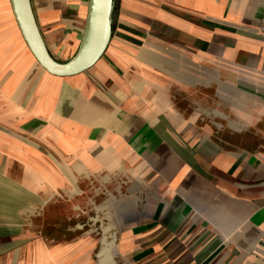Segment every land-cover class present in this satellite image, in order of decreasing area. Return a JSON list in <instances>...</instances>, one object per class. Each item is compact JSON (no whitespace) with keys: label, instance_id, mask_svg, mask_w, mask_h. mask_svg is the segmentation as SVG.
Wrapping results in <instances>:
<instances>
[{"label":"crops","instance_id":"crops-1","mask_svg":"<svg viewBox=\"0 0 264 264\" xmlns=\"http://www.w3.org/2000/svg\"><path fill=\"white\" fill-rule=\"evenodd\" d=\"M49 53L88 0H30ZM0 264H264V0H114L55 76L0 0Z\"/></svg>","mask_w":264,"mask_h":264},{"label":"water","instance_id":"water-1","mask_svg":"<svg viewBox=\"0 0 264 264\" xmlns=\"http://www.w3.org/2000/svg\"><path fill=\"white\" fill-rule=\"evenodd\" d=\"M22 39L38 62L55 76H71L90 68L104 53L111 37L114 0H88L79 45L66 61L49 53L38 28L30 0H8Z\"/></svg>","mask_w":264,"mask_h":264}]
</instances>
